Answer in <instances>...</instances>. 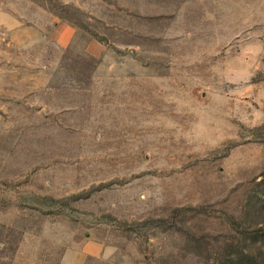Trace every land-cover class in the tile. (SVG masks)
<instances>
[{
  "label": "rangeland",
  "instance_id": "obj_1",
  "mask_svg": "<svg viewBox=\"0 0 264 264\" xmlns=\"http://www.w3.org/2000/svg\"><path fill=\"white\" fill-rule=\"evenodd\" d=\"M264 264V0H0V264Z\"/></svg>",
  "mask_w": 264,
  "mask_h": 264
},
{
  "label": "crops",
  "instance_id": "obj_2",
  "mask_svg": "<svg viewBox=\"0 0 264 264\" xmlns=\"http://www.w3.org/2000/svg\"><path fill=\"white\" fill-rule=\"evenodd\" d=\"M102 251H103V248H102L101 245H98V244L93 243V242H88L82 248V263H81V260H80L77 264H83L84 263V259L87 256H98V255H100L102 253Z\"/></svg>",
  "mask_w": 264,
  "mask_h": 264
}]
</instances>
